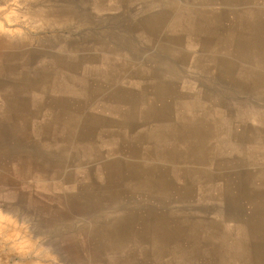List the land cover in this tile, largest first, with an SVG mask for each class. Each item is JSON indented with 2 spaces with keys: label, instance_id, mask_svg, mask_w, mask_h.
<instances>
[{
  "label": "crops",
  "instance_id": "0c3cea01",
  "mask_svg": "<svg viewBox=\"0 0 264 264\" xmlns=\"http://www.w3.org/2000/svg\"><path fill=\"white\" fill-rule=\"evenodd\" d=\"M125 2L141 24L111 35L141 40L140 64L115 40L0 90L38 97L0 112V139L27 148L15 190L35 193L63 264H264V0ZM118 4L99 2L111 22ZM84 53L92 74H66Z\"/></svg>",
  "mask_w": 264,
  "mask_h": 264
},
{
  "label": "rangeland",
  "instance_id": "374dc122",
  "mask_svg": "<svg viewBox=\"0 0 264 264\" xmlns=\"http://www.w3.org/2000/svg\"><path fill=\"white\" fill-rule=\"evenodd\" d=\"M38 1H40V5L37 0H5V3L2 4L4 9H1L0 20L5 26L4 30H1L5 40L3 41L4 44L2 43L0 46V90L12 89L13 84L17 86L21 83V79L23 84L31 79L29 81L31 83L38 81V84H44L45 80L41 78L42 74L47 71L48 60H53L54 67L59 64H69L72 56L80 53L81 50L88 51L94 56L101 54L106 56V49H110L111 46L115 48V46L110 45V41L114 42L115 40L123 44L118 46L120 54H124L125 58H134L135 60L131 61L133 64H140L141 60L138 59L142 52L141 40L136 42V38L132 37L128 30H120V28L117 29L118 37H113L109 24L114 22V24H136L135 27L140 26L142 3L131 5V7L126 4L125 0H119L120 10L117 11L119 13L117 16L116 12L113 14L111 22L109 10L100 9L99 2L101 0ZM45 1L47 2L46 5L44 4ZM55 3L59 4V7H52ZM61 5H65L64 8H61ZM31 6H37L40 13L31 12ZM82 9L86 10V15L80 13ZM14 10L17 12L15 16ZM121 11H128V14L121 15ZM126 15L128 16L126 17ZM13 16L15 20L5 21L6 18ZM74 17H81V20L71 24L69 21ZM100 24H102L101 35L99 34ZM8 26H12L11 32ZM12 38L18 40V45L15 46ZM64 58L69 60L64 61ZM123 61L126 63V60ZM88 63L89 61L86 63L85 70L92 74L91 70H93L94 64L93 62ZM62 68L67 69V66ZM62 68L59 67V69ZM54 72H58V70ZM33 78L35 79L33 80ZM90 78L93 76L91 75ZM87 79L89 80L88 77ZM8 124V128L11 130L12 124ZM11 134H2L3 139L0 140L10 141ZM4 136L8 137L5 138ZM6 149L4 148V154ZM18 161H20L19 158ZM15 169H18L17 166ZM17 173V171H11L7 175L0 173V204L6 207L14 206L17 212L31 219V223L37 228L36 243L31 253L27 255L21 252L16 253L15 247L11 246L9 240L4 239L0 245V257L6 258L8 256L9 260L3 263L1 262L3 260L0 259V264H13L17 261L21 263L27 257L31 259V264H63L61 254L54 252L55 246L52 244V238L46 235L45 222L39 215L40 207H31L29 204V200L32 199L31 196H34L35 193H30L26 187L15 190V185L19 184L17 180L19 178L16 177ZM15 199L17 200L15 201ZM21 200L25 203L17 202ZM12 256L15 257V261L12 260Z\"/></svg>",
  "mask_w": 264,
  "mask_h": 264
},
{
  "label": "bare ground",
  "instance_id": "6f19581e",
  "mask_svg": "<svg viewBox=\"0 0 264 264\" xmlns=\"http://www.w3.org/2000/svg\"><path fill=\"white\" fill-rule=\"evenodd\" d=\"M4 3L5 0H0V13H2L1 9H4V7L2 6V4ZM37 3L40 5V1L37 0ZM46 3L47 2L45 1L44 4L46 5ZM52 7L57 8L59 7V4L55 3ZM30 11L37 14L40 13V9L37 6H33V7L31 6ZM17 12L14 10L13 12L14 16L16 15ZM85 12L86 10L84 11V9L80 10L81 14L86 15ZM14 16L10 18L8 17V19L6 18L5 21L10 22L12 20H15ZM79 20H81V17H74L69 22L72 24V22H78ZM3 24H4L3 21L0 20V46L5 40V36L4 34L2 35V31H1L4 30L5 28ZM11 27L12 26H8L10 32L12 31ZM17 42L18 40L13 39V43L15 44V46L18 45ZM90 58L91 55H86V54L84 56L78 57L76 60H74L76 63L72 62L74 64L71 66V70L69 73L74 72L73 70H75V68L78 66V63H81L84 60L89 61ZM94 63H96V61H94ZM95 66L96 68H99L98 70H101L102 72H104L105 70L108 71V69L105 68L104 65L96 64ZM60 75L61 74L55 72V74L52 75L51 80L52 79L56 81L60 80ZM69 83L71 84L72 82L69 81ZM67 87L71 88L72 86H67ZM20 90L21 91L18 90L16 91L17 96L15 95V93L0 94V102H1L0 112L3 111L6 119L13 120L16 115V110L22 112H27V111L31 112L32 106H34V104L38 100L37 94L35 92H31L30 90H27L25 87ZM26 92H29V94L26 95L25 94ZM22 93L24 95H22ZM22 101H25L26 104L22 103ZM14 102L16 106L14 105ZM3 104L5 105L2 106ZM4 148H9L12 151L13 155L12 156L4 155V151H3ZM25 151H27V148L22 144L21 141L18 140L17 137L11 139L8 142L0 140V170H1L0 173L7 175L11 171H17L15 169L16 160L14 154H16L17 152L21 153ZM36 233H37V228L33 223H31V219L17 212L14 206L6 207L0 204V245L2 244L4 239H7L9 240L11 246L15 247L14 251H16V253L21 252V253H26L28 255L31 253L32 248L35 246L36 243L35 236L37 235ZM0 259L3 260L1 262L6 263L9 260V257L8 256L6 258L0 257ZM12 260L15 261V257H13ZM13 264H31V259L27 257L25 261L21 263L17 261Z\"/></svg>",
  "mask_w": 264,
  "mask_h": 264
}]
</instances>
